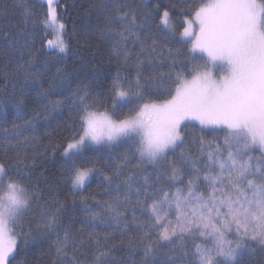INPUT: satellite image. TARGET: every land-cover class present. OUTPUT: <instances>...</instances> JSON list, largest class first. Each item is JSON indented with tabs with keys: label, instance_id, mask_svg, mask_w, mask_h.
Returning a JSON list of instances; mask_svg holds the SVG:
<instances>
[{
	"label": "snow or ice",
	"instance_id": "obj_1",
	"mask_svg": "<svg viewBox=\"0 0 264 264\" xmlns=\"http://www.w3.org/2000/svg\"><path fill=\"white\" fill-rule=\"evenodd\" d=\"M46 2L41 49L62 59L65 24L55 0ZM174 15L182 17L179 26ZM101 37L119 65L107 95L85 85L52 99L40 67L21 57L4 73L12 93L0 89V111L11 105L25 119L30 89L44 113L68 109L75 128L61 142L62 179L76 197L103 175L108 199L94 208L81 196L80 204L90 227L109 231L102 239L89 232L86 241L83 229L66 227L64 202L46 200L25 171L24 160L34 166L36 157L17 153L16 163L0 162V264H14L29 242L22 220L34 206L42 235L55 237V264H241L251 244L264 251V0H177L152 9L116 3ZM55 80L66 83L61 69ZM41 115L14 123L16 134L34 129ZM197 125L198 134L190 132ZM124 145L108 173L97 167L101 148Z\"/></svg>",
	"mask_w": 264,
	"mask_h": 264
},
{
	"label": "trees",
	"instance_id": "obj_2",
	"mask_svg": "<svg viewBox=\"0 0 264 264\" xmlns=\"http://www.w3.org/2000/svg\"><path fill=\"white\" fill-rule=\"evenodd\" d=\"M176 2L177 0H57V13L60 21L65 24L64 39L68 44L67 54H62L63 58L60 59L55 55H44L48 50L41 49L40 36L43 35V29L39 21L44 18L47 11L45 1L0 0V89L3 90L4 95L12 93L11 83L5 88L4 73L10 72L12 66L20 62L22 57L23 61L32 59L40 67L43 73L41 82L45 89L53 85L56 95H53L52 99H65L71 96L72 91L85 85L90 93L102 98L107 95V87L119 68L116 59L111 55L109 42L101 37L105 28V19L114 4L127 3L135 7L138 3H147L148 8L152 9L157 4L171 6ZM179 2L183 3V0ZM187 6L184 4L185 8ZM26 9L32 10L30 17L26 15ZM181 21L180 15L173 16V22L177 26ZM158 38L162 37L158 34ZM168 46L174 49L180 47L175 43H170ZM179 59L183 60L184 57L181 56ZM45 60L48 61L47 69L42 67ZM57 69L63 71L66 83L59 84L55 80ZM179 70L177 66L176 71ZM161 71L167 72L168 68L164 67ZM57 84L59 86H56ZM28 95L30 98L27 100L25 119H17L15 109L11 105L0 111V162L16 163L17 153L20 157H24L25 154L28 157H36L34 166L31 159L24 160V164L29 166L25 171L31 169V182L43 190L46 200L52 196L64 202L65 211L61 217L64 225L70 227L73 232L83 229L81 235L86 241L88 233L93 231L102 239L109 230L99 223L95 228L88 225L80 199L82 196L87 200L88 205L94 208L98 202L108 199L102 184L103 175L93 177L81 196L73 197L69 193V185L62 179L64 159L60 149L61 142L71 134L70 130L75 128L71 113L67 108L61 113H44L42 107L34 103L35 90L30 89ZM0 99H3V96H0ZM37 111L42 115L35 120L34 129L25 128L20 135H17L13 124L24 125L25 120L32 119ZM45 116L47 119L44 118ZM198 128L197 125V128L190 129V132L198 134ZM126 150H128L127 145L117 147L111 153L108 149L101 148L97 154L99 160L97 167L103 168L104 172L108 173L107 165L119 163V153ZM93 196L95 200L91 199ZM73 199L77 201L75 207H73ZM49 207L54 210V205ZM22 226L25 231L31 230V238L27 244H21L14 264H55L52 247L55 237L46 238L42 235V218L35 210V206L23 218ZM229 239L235 237L230 236ZM116 243L118 244V238ZM116 255L122 257L126 252H117ZM239 259L241 264H264V251L260 246L251 244L242 251Z\"/></svg>",
	"mask_w": 264,
	"mask_h": 264
},
{
	"label": "rangeland",
	"instance_id": "obj_3",
	"mask_svg": "<svg viewBox=\"0 0 264 264\" xmlns=\"http://www.w3.org/2000/svg\"><path fill=\"white\" fill-rule=\"evenodd\" d=\"M43 1H45V2H46V0H43ZM56 2H57V0H55V6H56ZM46 4H47V2H46Z\"/></svg>",
	"mask_w": 264,
	"mask_h": 264
}]
</instances>
